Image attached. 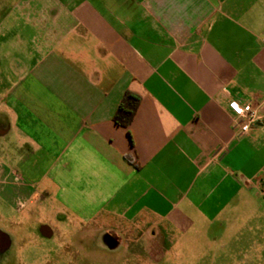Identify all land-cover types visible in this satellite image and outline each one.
<instances>
[{"label": "crops", "instance_id": "obj_1", "mask_svg": "<svg viewBox=\"0 0 264 264\" xmlns=\"http://www.w3.org/2000/svg\"><path fill=\"white\" fill-rule=\"evenodd\" d=\"M263 184L264 0H0L2 208L52 198L112 252L134 227L147 264H264Z\"/></svg>", "mask_w": 264, "mask_h": 264}, {"label": "rangeland", "instance_id": "obj_2", "mask_svg": "<svg viewBox=\"0 0 264 264\" xmlns=\"http://www.w3.org/2000/svg\"><path fill=\"white\" fill-rule=\"evenodd\" d=\"M34 207L36 216L32 217L30 209ZM44 227L52 232L54 237H44ZM88 230L59 212L52 198H34L26 209L20 211L18 207L14 209L0 206V233L11 241V248L0 255V264H76L72 262L71 249H66L63 245V242L68 240L74 244L79 243V264H147L149 253L156 246L141 242L144 232L120 225L118 230L124 236L126 253L122 247L112 252L101 244L99 235L89 234ZM209 244L207 242L205 246L212 250L215 245ZM188 245L192 247L191 244ZM178 253L176 250L175 254H167L157 264H179L176 259ZM181 255L186 256L185 262L188 264L196 263L195 260L189 259L192 258L190 251ZM155 261L152 260L148 264H155Z\"/></svg>", "mask_w": 264, "mask_h": 264}, {"label": "built area", "instance_id": "obj_3", "mask_svg": "<svg viewBox=\"0 0 264 264\" xmlns=\"http://www.w3.org/2000/svg\"><path fill=\"white\" fill-rule=\"evenodd\" d=\"M230 109L236 118L234 127L236 129L237 137L247 135L253 127L262 123V118L253 108L252 104L242 105L238 102L232 101L230 103ZM261 194L264 196V184L261 186Z\"/></svg>", "mask_w": 264, "mask_h": 264}, {"label": "trees", "instance_id": "obj_4", "mask_svg": "<svg viewBox=\"0 0 264 264\" xmlns=\"http://www.w3.org/2000/svg\"><path fill=\"white\" fill-rule=\"evenodd\" d=\"M140 99L131 93H126L114 116V123L120 127L127 128L132 123Z\"/></svg>", "mask_w": 264, "mask_h": 264}, {"label": "flooded vegetation", "instance_id": "obj_5", "mask_svg": "<svg viewBox=\"0 0 264 264\" xmlns=\"http://www.w3.org/2000/svg\"><path fill=\"white\" fill-rule=\"evenodd\" d=\"M42 234L46 238H52V237H54V235L52 234V232H50L45 227L42 230ZM8 241H9V247L6 248V249H4V250L3 249H0V255L6 253L11 248V241L9 239H8ZM63 245H65L66 249H71V254L73 255L72 262H75L76 264H79V258H80L79 243H75L74 244V242L68 240V241H64L63 242ZM74 245H76V246H74Z\"/></svg>", "mask_w": 264, "mask_h": 264}]
</instances>
